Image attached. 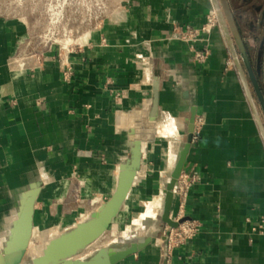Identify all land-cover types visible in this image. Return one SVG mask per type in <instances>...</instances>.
<instances>
[{"label": "crops", "instance_id": "crops-1", "mask_svg": "<svg viewBox=\"0 0 264 264\" xmlns=\"http://www.w3.org/2000/svg\"><path fill=\"white\" fill-rule=\"evenodd\" d=\"M100 1L93 24L69 7L85 34L45 49L35 37L40 25L0 0V230L26 214L27 251L63 232L60 225L70 232L95 219L115 192L110 171L134 160L133 146L146 140L135 167L143 176L130 182L112 228L120 213L165 192L195 113L203 123L182 173L198 180L181 214L174 194L170 217L198 220L200 229L169 264H264V139L224 30L219 23L211 31L203 64L171 36L175 24L201 26L213 0ZM261 13L242 38L264 94ZM129 192L136 200L124 206ZM165 225L114 264H166Z\"/></svg>", "mask_w": 264, "mask_h": 264}, {"label": "water", "instance_id": "water-1", "mask_svg": "<svg viewBox=\"0 0 264 264\" xmlns=\"http://www.w3.org/2000/svg\"><path fill=\"white\" fill-rule=\"evenodd\" d=\"M213 2H214V8L218 15L219 23L222 26L224 33L226 35L234 62L236 64L244 89L246 91V95L251 104L255 119L259 125V128L261 130L264 139V123L262 121V115L258 109V104H259L264 117V94L262 92L261 86L256 76V72L253 67V62L250 52L234 20V16L230 10L228 1L213 0ZM251 2L252 1H249L248 3ZM259 4L262 8V2H259ZM253 16H256V14H253ZM262 17L264 23V9H263V16L262 13L260 15V19L258 23L259 28L262 27ZM250 21L253 25H255V22H257V20H253V19H250ZM254 30H256V28ZM251 41H252L251 43L252 46L255 47V44L253 43L254 38L251 39ZM263 45H264V41L262 42V45L257 53V73H259L260 71V60L262 57ZM250 84L252 86V90L250 88ZM194 121H195V113H192V116L190 117L185 128V133L187 135L186 142L179 150L177 161L175 163L174 168L172 169V172L170 174V179L168 181L166 190L164 192L162 222L173 227L177 226L178 224V222L172 220V218L170 217V211L174 197L173 190L176 181L178 180V178L182 173L186 156L191 145L192 136L194 132ZM145 141L146 140H144L143 142ZM130 179L131 176L128 175L120 181L111 199L105 204V206L102 208V210L95 218L96 220L91 224V226L85 232L77 234L76 236L69 238L63 244L57 245L55 248H52L50 250V255H53L55 252L63 251L64 249L84 246L90 243L100 233H102V231L109 226L113 217L116 215L122 202L124 201L128 188L130 187ZM29 237H30L29 223L27 220V215L25 214L20 224L16 228V231L14 232L11 242L9 243V246L3 256L4 264H20L24 260ZM150 240L151 237L146 236L142 239L131 241L121 247H108L105 249L100 248L95 252L94 255L86 259L63 258L61 261L57 263L52 262L51 264H114L138 252L140 249L146 246L150 242Z\"/></svg>", "mask_w": 264, "mask_h": 264}, {"label": "rangeland", "instance_id": "rangeland-1", "mask_svg": "<svg viewBox=\"0 0 264 264\" xmlns=\"http://www.w3.org/2000/svg\"><path fill=\"white\" fill-rule=\"evenodd\" d=\"M109 1L110 0H107V2ZM6 2L8 8L17 13L21 12L23 15L29 16L33 24L40 25V29L37 31V34H35V37L38 40H41L42 47H44L45 49L51 45H65L67 43L71 44L81 36H83V34H85L84 30H77L76 27L72 24V17L70 16L71 12L69 13V6H65L63 13H60L56 17L55 15H53L52 11V5L54 4L53 0H6ZM79 6L85 11V16H89V22L92 24L97 22L102 17L98 11V8L101 6L100 0H80L78 7ZM262 6L264 8V4H262ZM86 7L89 8L90 13H87ZM59 9L60 8H58V10ZM82 17L83 15H80L81 19H83ZM129 158L128 160L124 161L127 165L128 163L131 164L133 161L132 157L129 156ZM139 212V206L136 205L135 208L128 209V211L120 213L121 221L119 219L116 220V222H112V228L107 227L102 231V233H100L98 237L94 238L90 243L84 245V255L80 258H89L94 255L95 252L100 248L105 249L108 247H121L129 243L130 241H122L120 240V238L125 235L124 230L132 217H136ZM157 220L158 227L160 229V227H162V224L164 223L162 222V212L157 215ZM144 230V227H141V229L139 230V234L135 236V240L146 237V235L144 234ZM67 232L68 231L65 230L59 233L63 234ZM0 235L2 236L3 233H0ZM92 243H94L95 245H93Z\"/></svg>", "mask_w": 264, "mask_h": 264}, {"label": "bare ground", "instance_id": "bare-ground-1", "mask_svg": "<svg viewBox=\"0 0 264 264\" xmlns=\"http://www.w3.org/2000/svg\"><path fill=\"white\" fill-rule=\"evenodd\" d=\"M133 150L136 152V156L131 164L128 163L127 165L123 163L119 168H113L110 171L115 179L113 185L114 190L117 189L120 183H118V179L120 178L119 176H121L122 180L126 176L130 175V182L138 181L143 176V172L141 170H137L135 167L138 163V152L147 150L146 142L140 144L139 146L134 145ZM134 200H136L135 195L132 192H129L124 202V206H128ZM141 204L142 206L139 214L136 217H132L124 230L125 235L120 238V240L130 242L134 241L135 236L139 234L141 227H144V234L146 236L154 237L158 235L159 227L157 215L163 212L164 193L153 195L149 199L142 201ZM95 220L96 219H93L87 223L80 222L72 231L63 234L57 233L55 238H43L39 244L32 245L27 249L24 260L20 264H51L52 262L57 263L63 258L82 257L84 255L85 246L64 249L63 251L55 252L53 255H50V250L55 248L57 245L63 244L69 238L85 232ZM18 225L19 217L17 216L12 218L11 221L5 224L1 229L0 233H3V235H0V264H4L3 256ZM64 230L65 228L60 225V231ZM92 244L95 245L94 243Z\"/></svg>", "mask_w": 264, "mask_h": 264}, {"label": "built area", "instance_id": "built-area-1", "mask_svg": "<svg viewBox=\"0 0 264 264\" xmlns=\"http://www.w3.org/2000/svg\"><path fill=\"white\" fill-rule=\"evenodd\" d=\"M54 4L52 5L53 15L56 17L63 13L65 6H71L73 8L77 6L80 0H53ZM58 8H60L58 10ZM87 13H90L89 8H87ZM219 24V19L216 10H211L205 18L204 23L201 26H192L190 24L186 25H178L175 24L171 28V36L173 39H176L181 42H185L188 44L189 49L192 53L193 61L196 64H203L207 61L210 50L207 45L208 38L210 36L211 31L214 27ZM68 44V43H67ZM202 118L195 119L194 121V132L192 139H196L195 135L196 130L202 125ZM198 180L197 175H189L181 173L180 177L176 181L174 187V194H178L180 198V214L183 211V206L185 205V200L187 196V192L190 186ZM178 215L175 217L176 222H178L177 226L173 227L170 225H165L162 228V257L166 258V264H169V255L172 250L182 244H184L188 239L193 237L196 233H198L200 229V222L198 220H188L184 219L182 215ZM183 219V220H182ZM182 220V221H181Z\"/></svg>", "mask_w": 264, "mask_h": 264}, {"label": "flooded vegetation", "instance_id": "flooded-vegetation-1", "mask_svg": "<svg viewBox=\"0 0 264 264\" xmlns=\"http://www.w3.org/2000/svg\"><path fill=\"white\" fill-rule=\"evenodd\" d=\"M230 10L234 16V20L243 35V29L247 28V32L249 29H253L254 26L251 23L250 19L254 16L253 14H260L262 11L263 16V6L261 8L259 2L264 4V0H227ZM252 1L251 3H248ZM264 29L263 17H262V31ZM249 33V32H248Z\"/></svg>", "mask_w": 264, "mask_h": 264}]
</instances>
